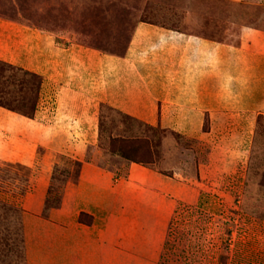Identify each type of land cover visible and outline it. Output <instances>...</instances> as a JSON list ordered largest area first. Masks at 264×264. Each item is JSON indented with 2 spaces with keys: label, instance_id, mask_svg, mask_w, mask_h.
<instances>
[{
  "label": "crops",
  "instance_id": "crops-1",
  "mask_svg": "<svg viewBox=\"0 0 264 264\" xmlns=\"http://www.w3.org/2000/svg\"><path fill=\"white\" fill-rule=\"evenodd\" d=\"M229 1L264 8V0ZM224 34L218 41L138 21L122 53L72 43L79 46L76 56L96 65L94 83L46 84L59 72L50 74L40 55L63 36L0 20V59L43 76L33 117L0 106V160L32 170L22 204L27 264H167L159 251L168 219L193 187L176 172L112 163L98 143L100 104L174 129L218 112L253 120L264 107V27L244 23L236 34L229 28ZM29 42L33 58L14 62ZM46 89L55 102L43 108ZM26 121L31 131L24 132ZM60 169L68 170L60 203L45 210Z\"/></svg>",
  "mask_w": 264,
  "mask_h": 264
},
{
  "label": "rangeland",
  "instance_id": "rangeland-1",
  "mask_svg": "<svg viewBox=\"0 0 264 264\" xmlns=\"http://www.w3.org/2000/svg\"><path fill=\"white\" fill-rule=\"evenodd\" d=\"M188 18L193 24L208 22L196 28L215 31L220 37L227 28L236 34L244 23L264 27V8L248 9L229 0H0V20L29 31L38 29L63 36L54 40L56 49L40 55L41 63L50 74L70 69L69 74L47 76L46 84L86 83L87 78L89 83L95 82L96 65L76 56L79 46L72 43L122 53L138 21L180 27ZM23 46L20 44V48ZM26 48L27 53L24 49L20 59L12 60L27 65L24 57L33 58L35 48L31 42ZM6 59L11 58L7 55ZM112 72H106V82ZM127 72L121 70L122 74ZM0 82L12 89L9 100L16 99L15 104L31 109L39 76L0 62ZM53 95L46 89L43 108L54 104ZM221 113L206 117L200 124H190L191 128L175 123L172 125L179 130L169 127L162 132L166 127L154 124L156 129L151 131L116 111L102 109L106 137L137 132L141 140L148 141L140 154L143 159H152L155 168L178 173L176 177L193 187H186V196L178 200L168 219L159 258L164 254L170 226L171 258L178 264H264V107L250 121L226 119ZM23 125L24 132L34 128L29 121ZM102 160L109 163L106 158ZM74 165L75 172L78 166ZM31 173L27 167L0 160V264H27L19 207L29 189ZM65 175L64 169L57 172L59 180L50 193V206L58 202Z\"/></svg>",
  "mask_w": 264,
  "mask_h": 264
},
{
  "label": "trees",
  "instance_id": "trees-1",
  "mask_svg": "<svg viewBox=\"0 0 264 264\" xmlns=\"http://www.w3.org/2000/svg\"><path fill=\"white\" fill-rule=\"evenodd\" d=\"M140 21H147V22H150V23H154V24H158V25L164 26V27H169V28H172V29H175V30H179V31H183V32H187V33H193V34L201 35V36H204V37H207V38H211V39H215V40H218V41H223L224 37H225V34H224L225 29L223 30V35L218 37L215 31L210 32V31H205L203 29L199 30V29L196 28V27H198L200 25H202L200 27L203 28V27H205V25H208L207 24L208 22L202 23V24L201 23L200 24H193V22H191L189 20V18L185 21V25L184 26H180V27L179 26L173 27V26H169V25H165V24H161V23H157V22L148 21V20H140ZM0 62H2L3 64L7 65L8 68H10V69L18 68L21 71H25L26 74L31 73V74H33V76H39L40 77V82H39L38 87H37V89L35 90V93H34V98H33V103H32L31 109H28L25 106V104H15L14 102H16V99L9 100L8 95L11 94L12 89L8 88L9 84H5L3 82L2 83L0 82V106L4 107L6 109H9L11 111L17 112L19 114H22L24 116L33 117L34 116V112H35L36 107H37L40 89H41V86H42V83H43V76L38 74V73H36L35 71L26 69V68H24V67H22L20 65L5 61L3 59H0ZM31 91H32V88H31ZM103 108H108L111 111H116V112L124 115L125 117H127L128 119L133 121L134 123L137 122V123H139V125L145 126L148 130L153 131L154 129H156V127L153 124H150V123H147L145 121H142L141 119H139V118H137L135 116H132V115L127 114V113H125V112H123V111H121V110H119V109H117L115 107H112V106H110L107 103H101L100 104V109H99V124H98L99 125V136H98V143H99L100 148L104 151V153L108 156V159L112 163H119V162L125 160L128 163L135 162V163L141 164V165H143L145 167L154 169V170H156V171H158V172H160V173H162L164 175H167V176H172L173 175L172 171L168 173V172H165L162 169H158V168L153 167L152 166L153 165L152 159L145 160V159H143L140 156V154H142L145 151V145H144L145 142H148V141L147 140H141V138L136 135L137 132H133V130L132 131L129 130L128 133L130 134V136L121 135V134H119V135L110 134V135H108L106 137L104 135V130L102 128V121H101L102 109ZM167 130H168V128H162L161 131L163 132V131H167ZM170 130H171L170 131L171 133H176L178 136L180 135V133L174 131L173 129H170ZM106 139H108V142H107ZM79 164H80L79 162L76 163L77 166H79ZM64 172L68 173V170L64 169ZM56 175H57V173H56ZM56 179L59 180V178H57V176H56ZM53 188H54V186H51L50 191H52ZM49 200H50V197H48L46 199L45 210H47L49 207H52V205L51 206L49 205ZM59 203H60V195L58 197L57 204L53 205V206H57V205H59ZM19 210L21 212V217H22V208L19 207ZM80 219H81V216H80ZM171 224H172V219L170 221V225ZM9 233H11L12 235H15L16 231H14V233L9 231ZM22 233H23V223H22V218H21V234ZM170 233H171V229H170V226H169L168 232H167V238L164 241V245H163L164 254H162L160 256V259L163 260L167 264H178V260L177 259H172L171 258V255H174V254L172 252L173 251V244L169 240ZM222 259L226 260V257L222 256Z\"/></svg>",
  "mask_w": 264,
  "mask_h": 264
}]
</instances>
